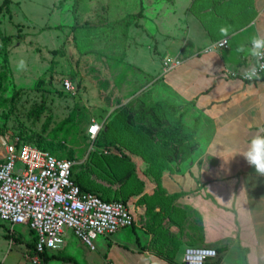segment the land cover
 Listing matches in <instances>:
<instances>
[{"label":"rangeland","instance_id":"obj_1","mask_svg":"<svg viewBox=\"0 0 264 264\" xmlns=\"http://www.w3.org/2000/svg\"><path fill=\"white\" fill-rule=\"evenodd\" d=\"M187 4L188 0H11L0 13V146L19 132L28 138L54 136L64 157L74 153L75 170L88 189L139 207L143 179L154 181V173L162 169L161 164L158 169V164L149 166L148 159L155 157L154 163H159L158 155L171 154L160 141L164 142V127L154 126L181 118L174 121L171 113L169 119L159 110L147 114L140 124L153 129L148 138L137 125L126 123L125 116L141 99L148 105L155 102L148 93L155 75L148 76L144 67L152 58L162 59V45L171 38L158 40L156 33L173 30L177 16L187 13ZM20 60L25 62L23 69L17 67ZM66 78L74 81L75 90L63 86ZM68 118H72L68 137L55 136V128ZM94 120L102 129L91 138L88 127ZM195 132L183 128L185 151L196 146ZM129 170L130 177L118 182ZM147 200L151 203L153 195ZM115 234L97 238L91 249L67 229L66 245L49 250L48 263L114 264L109 257L118 234L127 247L145 237L139 224ZM33 241L28 225L0 222V264L7 253L11 264H35L29 250ZM112 256L121 264H132V258L114 250Z\"/></svg>","mask_w":264,"mask_h":264},{"label":"crops","instance_id":"obj_2","mask_svg":"<svg viewBox=\"0 0 264 264\" xmlns=\"http://www.w3.org/2000/svg\"><path fill=\"white\" fill-rule=\"evenodd\" d=\"M186 12L169 33L157 31L158 40H171L162 45V59L152 58L144 69L155 75L150 97L180 107L185 130H196V147L172 160L168 151L159 163L148 159L162 169L154 181L143 179L141 205H129L145 237L127 247L118 234L109 258L121 264L114 250L132 264H182L185 247L201 244L217 248L223 264H264V176L239 154L264 129V74L244 81L226 72L254 63L237 49L264 35V0H188ZM222 27L229 29V44L207 51L226 38ZM166 57L182 64L163 73ZM3 153L2 145L0 158ZM9 254H2L3 264H11Z\"/></svg>","mask_w":264,"mask_h":264},{"label":"built area","instance_id":"obj_3","mask_svg":"<svg viewBox=\"0 0 264 264\" xmlns=\"http://www.w3.org/2000/svg\"><path fill=\"white\" fill-rule=\"evenodd\" d=\"M228 44L229 38L226 37L214 45L217 49ZM181 64V59L166 57L163 73ZM243 71L226 70L229 77L253 81L244 79ZM63 86L69 91L75 90L74 81L70 78L64 79ZM101 128V123L92 121L88 127L89 136L95 138ZM2 145L0 220L11 227L28 225L34 232L36 253L32 260L35 264H49L43 259V252L62 247L67 229L95 249L97 238L108 237L122 228L135 225V216L125 202L106 200L92 191L82 190L73 179V160L59 158L48 150L25 142L18 135L5 139ZM218 258L219 252L213 246L187 245L182 264H223Z\"/></svg>","mask_w":264,"mask_h":264},{"label":"trees","instance_id":"obj_4","mask_svg":"<svg viewBox=\"0 0 264 264\" xmlns=\"http://www.w3.org/2000/svg\"><path fill=\"white\" fill-rule=\"evenodd\" d=\"M10 1L11 0H4L3 1L2 5L0 6V13H2L4 8H8ZM149 96H151V95L149 94ZM155 110H157V111L159 110L162 112L164 111L165 114H167L169 119H170L169 113H171V116L174 119V121H177L181 116H183L182 113L179 112V110H180L179 106H175V105L170 104L166 101H155V102H152L150 105H148L146 102H144L141 99L140 102L138 103V105L136 106V108H134V107L132 108V106H131V108L127 111L126 116H125V122L128 123L129 125L133 126V127L137 125L138 128L141 129V131L147 133L146 135L148 136V138L151 136L153 137V133H154L153 129L143 128V126H142L143 124H140V123L144 122L145 116L147 114L154 113ZM152 117H155V116H152ZM68 119L69 120H67V121L61 122L59 124V126H57L55 128V132H54L55 136H58L60 133H62L65 135L64 136L65 139L68 137V134L71 130L70 128L72 125V123L71 124H69V123L72 121V118H68ZM175 123H177V124H175ZM175 123L170 122V120H166V122L158 121V125L154 126V129H159V128L164 127L163 130L161 131V138L164 139V142L162 141V139L160 141L163 143L164 147H168L171 149V152H170L171 154H168V157L171 160L173 158L180 157V154L185 152L184 145L187 143L186 139L182 136L183 135L182 132H183V128H184V123H183L182 119H179V122H175ZM25 134L26 133L19 132L18 136H20L22 138V140H24L25 142L35 144L36 146H38L42 149L48 150L50 153L56 155L59 158H68V159L73 160L72 159L74 157L73 152L69 153L67 155V157H64V155L61 152V149H58L59 148L57 146L58 142L53 140L54 136L48 137V136H43L42 134H38L36 137L33 136V137L28 138L27 136H25ZM23 137H26V139ZM96 141L98 142V144H102V141H100V140H96ZM170 142H172V144L174 146L170 145ZM193 143H194V141H193ZM177 145H179V147H177ZM189 147L191 149H193L196 146L194 144H191ZM75 168H76V166L74 165V167H73V179L75 181H77V183L80 185L82 190L92 191V190L88 189L81 182L80 174H79V172H76ZM130 175H131V171L130 170L128 172L126 171L125 174H122L121 176L118 177V180H119L118 182L126 181V179L130 177ZM92 192L96 193L97 195H99L100 197H102L106 200H120L117 198H115V199L105 198L98 191H96V192L92 191ZM121 201H123L127 204L126 200H121ZM0 222H2V221L0 220ZM30 246L32 248H30ZM29 248L33 251L32 254H35L36 253V241L29 242ZM49 250H51V249H46L42 254L43 259L47 262L50 260V257H51L49 254Z\"/></svg>","mask_w":264,"mask_h":264},{"label":"clouds","instance_id":"obj_5","mask_svg":"<svg viewBox=\"0 0 264 264\" xmlns=\"http://www.w3.org/2000/svg\"><path fill=\"white\" fill-rule=\"evenodd\" d=\"M220 32L223 36L227 37L229 29L222 27ZM250 47L241 45L237 51L250 55L254 58V63L250 64L242 73L243 78L246 80H259L261 73H264V35L254 34L249 39ZM216 45H210L207 51H214ZM17 67L23 69L25 62L20 60ZM250 166H253L257 175L264 176V129H261L254 135L247 148L239 152Z\"/></svg>","mask_w":264,"mask_h":264},{"label":"snow or ice","instance_id":"obj_6","mask_svg":"<svg viewBox=\"0 0 264 264\" xmlns=\"http://www.w3.org/2000/svg\"><path fill=\"white\" fill-rule=\"evenodd\" d=\"M92 131H95V129H93Z\"/></svg>","mask_w":264,"mask_h":264}]
</instances>
